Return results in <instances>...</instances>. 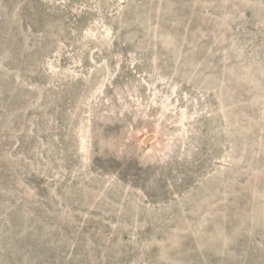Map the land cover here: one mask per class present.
I'll use <instances>...</instances> for the list:
<instances>
[{
    "label": "rangeland",
    "instance_id": "1",
    "mask_svg": "<svg viewBox=\"0 0 264 264\" xmlns=\"http://www.w3.org/2000/svg\"><path fill=\"white\" fill-rule=\"evenodd\" d=\"M261 1L0 0V264H264Z\"/></svg>",
    "mask_w": 264,
    "mask_h": 264
},
{
    "label": "trees",
    "instance_id": "2",
    "mask_svg": "<svg viewBox=\"0 0 264 264\" xmlns=\"http://www.w3.org/2000/svg\"><path fill=\"white\" fill-rule=\"evenodd\" d=\"M262 2V4L264 5V1H261ZM52 112L50 111V114H51ZM2 145H3V147H5V144H4V142L2 141Z\"/></svg>",
    "mask_w": 264,
    "mask_h": 264
},
{
    "label": "bare ground",
    "instance_id": "3",
    "mask_svg": "<svg viewBox=\"0 0 264 264\" xmlns=\"http://www.w3.org/2000/svg\"><path fill=\"white\" fill-rule=\"evenodd\" d=\"M159 147V146H158ZM159 148H161V147H159Z\"/></svg>",
    "mask_w": 264,
    "mask_h": 264
}]
</instances>
